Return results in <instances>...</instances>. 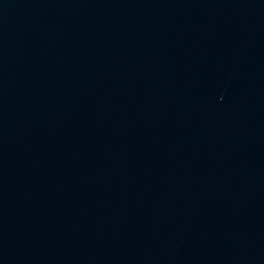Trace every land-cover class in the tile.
I'll list each match as a JSON object with an SVG mask.
<instances>
[{
  "label": "water",
  "instance_id": "1",
  "mask_svg": "<svg viewBox=\"0 0 264 264\" xmlns=\"http://www.w3.org/2000/svg\"><path fill=\"white\" fill-rule=\"evenodd\" d=\"M0 264H264V0H0Z\"/></svg>",
  "mask_w": 264,
  "mask_h": 264
}]
</instances>
